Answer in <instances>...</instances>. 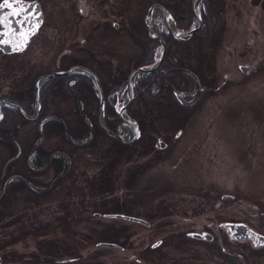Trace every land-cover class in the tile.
<instances>
[{
    "label": "rangeland",
    "instance_id": "obj_1",
    "mask_svg": "<svg viewBox=\"0 0 264 264\" xmlns=\"http://www.w3.org/2000/svg\"><path fill=\"white\" fill-rule=\"evenodd\" d=\"M36 1L42 12V23L37 33L21 52L4 54L0 51V92H8L10 86L15 89L14 77L17 75L27 70L30 75L27 78L53 72L65 59L74 60L69 66L81 64L97 71L101 79L113 77L129 65L131 58H137L147 50V43L142 44L145 38L137 41L128 33L129 20L139 14L144 16L153 3L164 4V0H81V5L88 9L82 15L77 14L76 9L72 13V4L76 7V0ZM167 1V7L162 6L175 29L185 30L176 27L174 19L192 13L191 0ZM208 3L211 8L222 12V33L216 37L221 40L210 37V43L214 44L210 47V43L194 35L195 29L183 39L189 44L186 53L180 55V50L172 48L173 43L172 46L168 44L166 52L164 48L158 66L168 68L172 61H176L182 62L181 69L166 71L169 74L166 82L156 77L154 83L148 84L146 91H149V100L154 105L148 104L155 108L152 114L147 115L141 99L133 100L134 117L126 115V118L135 125L137 135L140 129L136 126V118L144 116L141 132L136 143L132 141L119 151L102 135L91 138L90 144L84 143L88 137L69 136L67 140L64 131L51 129L46 130L43 138L35 137L41 122L50 117L59 118L63 128L72 133L81 122L77 107L84 108L86 124L97 117L96 94L90 93L91 89L89 91L85 86L83 78H79L75 86L85 97V103L76 97L77 90L73 92L64 86V80L58 75L47 78L43 99L48 115L36 123L28 120L17 128L15 141L18 144L14 141L13 152H9L0 140V174L6 165L12 179L9 182L3 178L0 180L3 184L7 182V187L0 190V243L6 237L5 228L1 225L3 217H27L28 220L24 238L26 247L20 244L23 249L18 252L15 244L3 246L0 248L1 256L9 252L11 261L21 256L24 264H52V258H46L45 249L39 248L36 253L33 247L50 245L54 236L53 217H70V228L76 232L74 239L59 234L57 239L60 243L68 241L75 244L78 236L90 229L87 242L93 246L99 240H113L119 234L116 235L120 225L125 224L127 228L130 224L128 219L104 214L145 217L153 211L154 216L150 217L165 216L163 199H157L163 190H147L146 193L147 184L142 183L149 178H158L154 180L157 186L163 180V175L158 177L157 172L170 166H174L177 172L186 173L193 172L195 166L214 168L215 171H220L218 167L221 166H232L231 171L240 189L250 195V201L262 206H244L234 199L228 202L229 211L245 208L251 217H259L257 210L264 212V0H208ZM199 6L200 1L195 4L198 15ZM152 9H156L152 17L156 22L155 28L167 31L161 9L156 5L151 12ZM193 20L194 17L190 25ZM153 46L154 61L159 53V42ZM209 52H212L210 57ZM238 64H241L240 70L236 67ZM185 66L195 70L194 73ZM143 74L138 73L136 77ZM189 79L194 82L193 88L185 87ZM166 83L170 92L173 89L175 96L180 98L182 107L176 108V100L170 97L169 89H162L161 84ZM122 86L117 85L111 93L116 110L125 97ZM152 119L156 122L152 123ZM163 123L174 125L164 126ZM119 125L122 122L116 128ZM164 127L169 128L171 136L180 132L176 139L178 143L174 146L169 142L170 145L163 150L152 147L154 136L162 141L169 139L162 133ZM126 132L122 128V133ZM202 142L208 147L200 146ZM37 143L51 156H60L68 162L67 170L63 168L58 181L52 185L50 183L56 175L51 161L45 155H38L44 165L32 163ZM165 155L170 156L163 160ZM18 170L23 172L20 181L23 186L14 182V171ZM135 197L138 199L134 203L132 199ZM240 200L249 201L243 196ZM82 219L83 222L77 226ZM128 230L134 231L130 236L134 241L142 228L137 225ZM10 237L14 240L13 233ZM141 237L139 234L138 238ZM87 259H94L93 251Z\"/></svg>",
    "mask_w": 264,
    "mask_h": 264
},
{
    "label": "flooded vegetation",
    "instance_id": "obj_2",
    "mask_svg": "<svg viewBox=\"0 0 264 264\" xmlns=\"http://www.w3.org/2000/svg\"><path fill=\"white\" fill-rule=\"evenodd\" d=\"M75 3L76 7H74V3L72 4V13L76 9L77 14L85 15L88 9L84 4L81 5V0H76ZM222 40L224 41V39ZM204 41L210 42L211 39ZM201 42L203 41L201 40ZM211 43L210 46H214ZM240 65H236L239 70ZM216 88L217 85L214 89ZM172 90L175 99L181 104L180 98L176 97ZM183 99L185 100L184 97ZM151 121L152 123L156 122L154 119ZM172 124L174 125V123H163L164 126ZM118 128L119 126L116 130ZM162 133L169 139L164 140V146L158 149L163 150L170 144L175 146L178 143L176 139L180 136V132L177 134L174 132L171 136L169 128L164 127ZM157 137L154 136L153 144H151L154 148H157L155 146ZM138 138L139 132L126 143L131 144L132 141L136 143ZM200 146L205 148L208 147V144L202 142ZM242 150L247 152L246 148H242ZM221 152L223 155L222 150ZM169 156H163V160L168 159ZM229 158L227 157V159ZM231 167L221 166L218 167L220 171H215L214 168L195 166V170L190 173L177 172L174 166L165 168L166 170L161 168L157 173L158 177L160 174L163 175L161 178L163 180L158 182L157 186L154 180L158 178H149V181L142 184H147L146 193L147 190L149 192L163 190L162 196L157 199H163L165 216L150 217L154 216L152 211L149 216L133 217L140 218L142 221L119 217L130 221L128 227L126 228L125 224L120 225L121 229L117 230L116 235L119 234L113 240H99L93 246L87 242L90 229L87 232L84 230L78 236V241L75 240V244L68 241L60 243L57 239L59 234L74 239L76 232L70 228V217H53L54 236L48 245L51 250L49 258H52V264H264V212L257 210L255 212L259 217H251L249 213H246L245 208L229 211L228 202L237 199L242 205L255 208L262 204L250 201V195L242 191L235 182L234 172L231 171L233 167ZM14 172H16L14 173L16 174L15 180L21 181L23 172L21 170ZM10 175L9 168L3 165L0 179L3 178V181L9 182L12 180L9 178ZM4 184L7 187V182ZM17 184L21 186V183ZM241 196L250 202L241 201ZM10 197L11 195L8 196L9 199ZM137 199L135 197L132 201L135 203ZM104 216L106 215L104 214ZM81 222L83 219L76 225H80ZM235 223H237L236 232L244 236L234 237L236 232L231 231V224ZM1 225L5 228L6 237H3L0 248L15 244L17 251L20 252L23 249L20 244H23L24 248L26 247L24 238L27 235V217H3ZM137 225L141 226L142 230L136 233L137 239L133 241L130 236L134 231L128 230V228ZM250 230L260 236L252 240L246 236ZM12 233L14 240H10ZM139 234H142L141 239L138 238ZM39 248L43 247L34 245V252L37 253ZM90 251H93L94 254V259L91 261L87 259ZM0 264H24V262H22L21 256L11 261L8 252L4 256L0 255Z\"/></svg>",
    "mask_w": 264,
    "mask_h": 264
},
{
    "label": "trees",
    "instance_id": "obj_3",
    "mask_svg": "<svg viewBox=\"0 0 264 264\" xmlns=\"http://www.w3.org/2000/svg\"><path fill=\"white\" fill-rule=\"evenodd\" d=\"M200 1V6L198 9L199 12V17H200V26L198 29H196V32L194 35H198L199 39H204V40H209L211 39L210 37L214 36V38L219 37L221 35V22L223 20L222 17V12L221 10H216L211 8L209 6L208 0H199ZM170 2V0H169ZM164 6L167 7L166 3H168L167 0H164L163 2ZM191 12V11H190ZM192 14V13H191ZM191 14H185V15H180V17H177L174 19L176 21V27H181L183 29H187L190 25V22L192 20L193 15ZM127 31L128 33L133 37L136 38L137 41L141 40L142 38H145V41L142 42V44H146V52L139 54L137 58H131V62H129V65H127L125 68L120 69L113 77L101 79L99 73L93 69H91L96 77L98 78L102 96H103V108H102V114H103V121L106 127L112 131H116V125L119 122L118 116L116 109L113 107L112 101H114V96L111 94L119 84H123L125 82V78L128 74V72L133 69L136 66L139 65H147L153 62L152 59V53H153V45L158 44V40L156 38L149 37L146 32V27L143 24V15L139 14L135 18L129 20L128 25H127ZM161 35L164 40L165 44V52L167 51L168 44L172 43L174 46L172 47L175 50H180V55L186 53L188 49L186 47L189 45L186 41H183V39H174L171 37L170 33L167 31H160ZM210 43V42H207ZM202 45L201 47H203ZM211 47V46H210ZM212 55V52H209L208 56L210 57ZM62 62V61H61ZM74 60L72 59H65L63 63H58L56 66V70H63L66 69L70 64H72ZM182 62H176L172 61L171 65L168 68H163V66H157L154 70H150L148 73H145L143 75H139L135 78L131 85V97L130 100L127 102L124 108V112L127 116L129 117H134V111L132 110L133 106V100L138 98L142 100L143 103V108L144 110L147 111V115L152 114L153 110H155L154 107L149 106L148 103L154 105L150 100H149V91H146V88L148 87V84H152L155 82L156 77H161L163 80L168 81L167 76L169 75L168 73H165L166 71H173L174 69L180 70V65ZM163 68V69H162ZM187 70H190L191 72L194 73L195 70L191 69L189 66H185ZM90 69V68H89ZM162 69V71H161ZM28 70L25 71L23 74L17 75L14 81L16 83V88H9L8 92H0V98H7L10 100H13L16 102L21 109L23 110L24 113L26 114H31L33 110V100H32V86H33V81L36 77V74L32 75L31 78H27L28 76ZM167 74V75H166ZM184 74V73H183ZM59 77H61L64 80V86H67L69 90L75 91L77 90V86H75L76 82L78 84L79 78H83L85 82V86H87L88 90L93 92L94 96L96 94L95 88L93 86L92 81L90 78L79 72H70L68 74H59ZM74 79L72 82L71 80ZM46 81L47 78L44 79L41 84L38 87V93H37V99L40 103L39 111L36 115V117L33 119V121L39 122L41 118L45 117L48 115L45 110V101H44V95L43 93H46ZM13 83V84H14ZM12 84V85H13ZM162 89L165 91L167 90L166 88L169 89L168 83L166 84H161ZM186 88H193L194 87V82L191 81L190 79L187 82V85L185 86ZM76 88V89H75ZM73 89V90H72ZM50 94V89L48 90ZM78 93L76 94V97L79 99V101L82 103H85L86 99L83 96L82 92L77 90ZM168 91V90H167ZM170 94V97H173L172 92H170V89L168 91ZM51 96H49L50 98ZM97 103V95L95 96ZM176 100V99H175ZM175 106L176 108L182 107L180 103L176 100ZM194 104V103H193ZM192 105V104H190ZM77 115L80 119L79 125L74 128V131L70 133L68 130L63 128L61 125V120L57 117H50L45 119L44 121L41 122L40 130L36 133L35 132V137H42L45 135V132L47 129H51L54 132L55 131H64L65 132V139H69V136H73L74 138H86L88 137L84 143H91L89 140H92L96 135H102L110 140V143L114 145V149L116 151H119L121 147H127V143L120 142L114 138L109 137L106 135L102 129L98 126L97 121L95 118H93L92 121L89 122V124H86L84 122V108L77 107L76 109ZM191 112V110H190ZM144 116L139 115L136 119V126L138 130L140 129L139 132H141V120L143 119ZM28 122V120L24 119L19 112L17 111L16 108L8 106V105H0V140L1 143L5 144L7 148L9 149V152H13L15 149V134L17 131V128L21 126L22 124ZM92 138V139H91ZM16 142V141H15ZM17 143V142H16ZM18 144V143H17ZM39 144L37 143L34 147V161L32 162L33 165L41 166L44 165L43 162H40V157H43L44 155L46 156L49 161H51L52 165L55 167L54 172H55V177L51 181L50 185L54 184L55 180L58 181L59 179V172L64 168L67 170L68 167V162H64L63 159L60 156H51L49 151H45L39 148ZM39 155V156H38ZM35 156V157H34ZM11 165V163L9 164ZM66 166V168H65ZM58 173V174H57ZM1 180V179H0ZM14 182L16 183H21L19 180H15ZM0 190H4V187H6V184H3L0 182ZM21 186L23 184L21 183ZM2 194L0 195L1 198ZM43 249H45L47 252L46 258L49 259L51 250L49 246H44Z\"/></svg>",
    "mask_w": 264,
    "mask_h": 264
},
{
    "label": "water",
    "instance_id": "obj_4",
    "mask_svg": "<svg viewBox=\"0 0 264 264\" xmlns=\"http://www.w3.org/2000/svg\"><path fill=\"white\" fill-rule=\"evenodd\" d=\"M198 1L199 0H191L190 9H191V12L193 14L194 20H193V23L187 29L174 31V30L170 29L166 24L167 32L170 33L172 38H174V39H185L186 37L191 35L195 29H197L200 26V17L198 15V13L196 12L197 10L195 9V4ZM14 2H15V0H9V3H14ZM3 3H4V0H0V4H3ZM22 3H23L24 8L27 9V13H28V21L29 22L26 25H24V26L18 25L16 23V21H18L22 17L11 16V15H9V17H8L9 20L12 22L10 27L6 23H0V51L4 54L21 52L26 47L30 36H32L33 34L36 33L39 25L42 22V12H41L40 6L36 0H22ZM155 5L161 9L162 18H163V15L167 14L165 11L166 9L162 5L157 4V3H153L147 8V10L143 16V24L146 27L147 34L150 37L156 38L158 40V42H159V53L157 55L156 60H154L152 63L147 64V65L136 66L128 72V74L125 78V82H124L125 97H124L123 101L121 102L120 106L118 107V109L116 110L118 119L120 120V122H122V125L124 124L125 126L130 127L129 134H127V132L122 133V128H121L122 125H119L120 127L116 131H112L106 127V125L104 124V121H103V114H102L103 96H102V92H101V88H100L98 78L96 77V75L94 74V72L91 69H89L88 67L81 65V64H73V65H71V66H69L63 70H56L53 72L37 75L33 81V86H32L33 110H32V113L29 115L24 113L23 110L21 109V107L16 102H14L13 100H10L7 98H0V104L3 103V104H7L9 106H12V107L17 109L19 114L24 119L32 120L36 117V115L39 111V107H40V103L37 99V91H38V87L41 84V82L50 76H55V75H59V74H68L70 72H80V73L87 75L90 78V80L92 81L93 86L95 88L97 99H98L97 117H96V121H97L98 126L109 137L114 138L120 142H125V143L129 142L136 135L134 127H133L134 124L131 123L130 121H128L127 118H124L123 115L126 116V114L124 113V108H125V105L130 100V97H131L132 81L135 79V77L138 73H146V72H149L151 69H155L156 66H158V64L160 63L162 56L164 54L165 44H164V40H163V37L161 35L160 30H158L155 27H152V29L150 30V27H149L151 8ZM16 7L19 8V5H17ZM11 12H12V9H9L8 7H4L2 9H0V16L8 15ZM163 21L165 22L164 19H163ZM37 25H38V27H37ZM114 25H115V23H114ZM148 27H149V29H148ZM13 29H15V31H13ZM133 72H136V74H135L134 78L132 79V81H130L129 76ZM155 146L157 148H162L164 146V141H162L160 138L157 137L155 139ZM105 215L109 216V217H126L128 219H132L133 217H136V216L124 215L121 213H109V214H105ZM133 219L142 221V219H140V218H133ZM233 230L235 232L237 231V223L231 224V231H233ZM240 236H244V235H239L238 232L234 233V237L239 238ZM246 236L250 237L252 240H254V239H256V237H259L260 234L254 232L253 230H250V232ZM254 242H257V241H254Z\"/></svg>",
    "mask_w": 264,
    "mask_h": 264
},
{
    "label": "snow or ice",
    "instance_id": "obj_5",
    "mask_svg": "<svg viewBox=\"0 0 264 264\" xmlns=\"http://www.w3.org/2000/svg\"><path fill=\"white\" fill-rule=\"evenodd\" d=\"M17 5H19V8L16 7ZM4 7H8L9 9H12V12L9 13L8 15L0 16V23H6L10 27L12 22L8 18L9 15L22 17L21 19L16 21V23L20 26H24L29 22L27 9L24 8L22 0H15L14 3H9V0H4V3L0 4V9ZM13 31H15V29H13Z\"/></svg>",
    "mask_w": 264,
    "mask_h": 264
},
{
    "label": "bare ground",
    "instance_id": "obj_6",
    "mask_svg": "<svg viewBox=\"0 0 264 264\" xmlns=\"http://www.w3.org/2000/svg\"><path fill=\"white\" fill-rule=\"evenodd\" d=\"M155 10H156V9H152V12H151V16H150V20H149V27H150V30L152 29V27H155V25H156L155 20L152 19L153 14L156 13ZM158 10H159V9H158ZM160 11H161V10H160ZM154 18H155V17H154ZM163 19L165 20L167 26H168L170 29H172V30H174V31L176 30L175 27H174V25H173V23H172V21H171V19H170V17L168 16V14L163 15ZM135 74H136V72L131 73V75L129 76V80H130V81H132V79L134 78ZM123 117L126 118V116H124V115H123ZM128 121H130V120H128ZM121 127H122L124 130L128 131L127 134H129V129H130V127H127V126H121Z\"/></svg>",
    "mask_w": 264,
    "mask_h": 264
},
{
    "label": "built area",
    "instance_id": "obj_7",
    "mask_svg": "<svg viewBox=\"0 0 264 264\" xmlns=\"http://www.w3.org/2000/svg\"><path fill=\"white\" fill-rule=\"evenodd\" d=\"M122 89V88H121Z\"/></svg>",
    "mask_w": 264,
    "mask_h": 264
}]
</instances>
